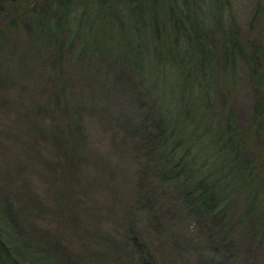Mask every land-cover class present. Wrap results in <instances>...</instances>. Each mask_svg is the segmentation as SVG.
Instances as JSON below:
<instances>
[{"label":"trees","instance_id":"trees-1","mask_svg":"<svg viewBox=\"0 0 264 264\" xmlns=\"http://www.w3.org/2000/svg\"><path fill=\"white\" fill-rule=\"evenodd\" d=\"M4 3L16 16L0 27L3 41L8 43L7 33L23 16L32 19L28 39L17 41L21 51L24 43L38 47L46 39L62 45L74 21L70 35L81 38L79 49L109 53L119 66L134 68L154 97L149 120L133 128L145 140L142 165L149 174L164 187L181 189L185 209L209 217L219 229L239 214L240 219L254 216L264 232V42L241 37L229 0H0V11ZM262 15L264 10L255 13L253 21ZM67 41L70 48L72 38ZM238 59L248 68L253 94L246 123L238 120L231 101ZM52 90L62 136L81 139V116L67 101L64 84ZM51 122V127L57 123L54 117ZM34 154L49 166V159ZM58 155L61 234H34L28 214L0 197V264H89L69 246L117 259L109 234L83 232L76 207L64 193L72 153ZM125 245L137 251L138 264H156L135 228L128 230Z\"/></svg>","mask_w":264,"mask_h":264},{"label":"rangeland","instance_id":"rangeland-1","mask_svg":"<svg viewBox=\"0 0 264 264\" xmlns=\"http://www.w3.org/2000/svg\"><path fill=\"white\" fill-rule=\"evenodd\" d=\"M229 3L241 37L264 42V15L252 19L264 10V0ZM15 16L11 4L4 3L0 27ZM31 21L23 16L7 33L8 43L0 38V197L28 214L33 233L45 238L61 234L62 195L55 184L54 162L62 151L65 157L72 153L64 193L76 207L83 232L109 234L118 251L116 259L96 249L79 252L69 246L76 257L89 264H138L137 251L125 245L132 227L156 264H264V232L254 216L240 219L237 214L226 229H219L209 217L185 209L181 189L162 186L142 165L145 140L133 128L149 120L154 97L138 72L130 65L119 66L109 53L100 56L79 49L81 38L70 35L74 21L62 45L46 39L38 47L24 43L21 51L17 41L28 39ZM238 66L231 101L238 120L246 123L253 94L246 64L238 59ZM59 83L65 86L67 101L78 108L81 139L62 136V120L52 108V88ZM53 117L57 123L51 127ZM35 151L50 160L49 166L34 156Z\"/></svg>","mask_w":264,"mask_h":264}]
</instances>
